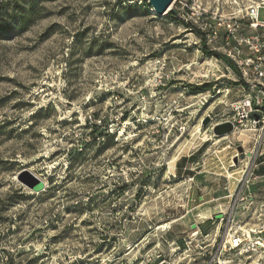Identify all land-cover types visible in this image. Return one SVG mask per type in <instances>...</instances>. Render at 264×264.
Listing matches in <instances>:
<instances>
[{"label":"rangeland","instance_id":"rangeland-1","mask_svg":"<svg viewBox=\"0 0 264 264\" xmlns=\"http://www.w3.org/2000/svg\"><path fill=\"white\" fill-rule=\"evenodd\" d=\"M148 2L0 0V264H264V126L237 111L264 98L223 47L264 43V0Z\"/></svg>","mask_w":264,"mask_h":264},{"label":"built area","instance_id":"built-area-1","mask_svg":"<svg viewBox=\"0 0 264 264\" xmlns=\"http://www.w3.org/2000/svg\"><path fill=\"white\" fill-rule=\"evenodd\" d=\"M260 11H262V19H260L259 15ZM245 15L249 29L260 30L264 33V3H253L248 5L245 9ZM226 28V39L224 42L225 44H223V47L227 51L226 57L228 60L238 64L241 76L244 79L243 81L249 83L247 79L252 77L253 82H256V85H251L249 90L256 89L255 92L261 94L264 98V43H261L255 36H249V38H239L236 40V37H234L235 29H231L229 25ZM211 33L212 38L215 39L218 31ZM210 35L211 34H209L207 38H210ZM231 40L234 41L233 45H231ZM240 49L242 51H240ZM243 49L246 50V54L243 53ZM258 103L259 101L257 99L254 100V98H251L250 100H244L243 104L237 108V111L240 114L239 122L249 124L256 131L258 129L261 130L260 125L264 126V110L260 111L261 107L258 106ZM246 235L247 238L250 237L249 233H246ZM242 236H238L237 233L230 236L228 246L231 251L239 250V248L242 247V243L245 241ZM255 244L257 246L259 245L257 242L254 243V246ZM255 251L256 249L251 251L246 248L245 253H255ZM258 263L259 261L255 264Z\"/></svg>","mask_w":264,"mask_h":264},{"label":"water","instance_id":"water-1","mask_svg":"<svg viewBox=\"0 0 264 264\" xmlns=\"http://www.w3.org/2000/svg\"><path fill=\"white\" fill-rule=\"evenodd\" d=\"M150 6L154 10L155 14L158 16H162L163 14L167 13H174L172 10L171 4L173 3V0H148ZM207 120L205 121L204 125L206 124ZM223 128H226L227 131H230L232 129V126L230 124H226L222 126ZM40 189V185L38 186L37 190Z\"/></svg>","mask_w":264,"mask_h":264},{"label":"trees","instance_id":"trees-1","mask_svg":"<svg viewBox=\"0 0 264 264\" xmlns=\"http://www.w3.org/2000/svg\"><path fill=\"white\" fill-rule=\"evenodd\" d=\"M0 4H2V3H0ZM20 10V11H19ZM14 11H16V12H19V15H20V18L18 19V21L16 22L18 25H19V27H20V29L19 30H23V24L25 23L24 21H25V17L30 13V12H25V9H23V8H18V10L17 9H14ZM203 52L205 53V54H211V55H213V56H215V57H219V55L218 54H216V53H212V52H209L208 51V49H207V47H205L204 45H203Z\"/></svg>","mask_w":264,"mask_h":264},{"label":"bare ground","instance_id":"bare-ground-1","mask_svg":"<svg viewBox=\"0 0 264 264\" xmlns=\"http://www.w3.org/2000/svg\"><path fill=\"white\" fill-rule=\"evenodd\" d=\"M197 141V140H196ZM193 143H195V142H193Z\"/></svg>","mask_w":264,"mask_h":264}]
</instances>
